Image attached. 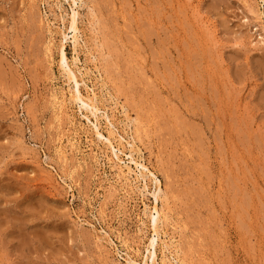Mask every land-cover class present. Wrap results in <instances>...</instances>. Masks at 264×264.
I'll return each instance as SVG.
<instances>
[{"label": "rangeland", "instance_id": "1", "mask_svg": "<svg viewBox=\"0 0 264 264\" xmlns=\"http://www.w3.org/2000/svg\"><path fill=\"white\" fill-rule=\"evenodd\" d=\"M263 11L0 0V264H264Z\"/></svg>", "mask_w": 264, "mask_h": 264}, {"label": "bare ground", "instance_id": "2", "mask_svg": "<svg viewBox=\"0 0 264 264\" xmlns=\"http://www.w3.org/2000/svg\"><path fill=\"white\" fill-rule=\"evenodd\" d=\"M257 18L258 20L261 22V25L263 26L264 28V11L260 14H257ZM69 31L72 33V39L75 40V35H76V26H75V18L74 16L72 15L71 17V21H70V26H69ZM64 37V36H63ZM59 66L61 67V69L63 70V72L66 73V76H67V81H72V83L74 84L75 88H74V91L72 93V101L74 103H79L80 105H82L83 107L86 105L87 102H90L92 103L93 105V99H85L81 92L78 90L77 88V81H76V76H75V72L70 68V66L68 65V62H67V58H66V54H65V50H64V46L63 44L60 45L59 47ZM79 63V60H78V57L77 56H73L72 58V64L74 66V68L76 70H78V67H77V64ZM86 91L88 92H91V96L93 97L94 96V92L92 89H88L86 86ZM85 99V100H84ZM64 106L63 104L60 102L59 105H58V111L61 113L62 110H63ZM90 111L91 113L95 116V114L97 113V110L95 109L94 106H92V108H90ZM107 127L109 128V130L112 132V133H115L114 131H112V124L109 123L107 121ZM110 133V134H112ZM95 135L98 136V137H101V134L99 133L97 127H95ZM106 140V139H105ZM118 141H121V138L118 137ZM126 144L130 147H133L132 145H129V143L126 142ZM108 146L110 148V154L114 156V158L116 159V161H118V158H117V149L116 150H112L114 148V146L112 145L111 142H108ZM70 147L72 148L73 145L71 144ZM59 152L62 154L64 153V151L62 149H59ZM89 152H91V150H89ZM120 153H122L121 151H119ZM130 158V160L133 161V159L131 158V156H128ZM136 164V163H135ZM139 167H141L143 169V171L140 173L141 175V178H148V181H150L152 183V185L155 187L156 191L157 192H160V181L157 179L156 177V174L153 173L152 171H150L148 168H146L145 166L143 165H138ZM115 183H121L122 185H126V183L124 182L123 183V180L120 179V177H117V181ZM146 184L143 185V190L146 191ZM154 204H153V207H152V211L155 213L156 217H154L152 219V222H151V226H152V238L148 241V245H147V249L149 248L150 249V253L148 255V257L150 258V260L152 261L154 258H155V243L157 242L158 238H159V235H165V233H161V228L163 227H159V218L158 216L160 217L162 214L159 213L160 209L158 208V205H156V199L154 198ZM164 229V228H163ZM122 241L123 243L125 244L126 241H125V238H122ZM167 248V246H166ZM167 252V255H177L178 251H176L175 249L172 251V250H165ZM168 256H164L167 261H169V258Z\"/></svg>", "mask_w": 264, "mask_h": 264}]
</instances>
